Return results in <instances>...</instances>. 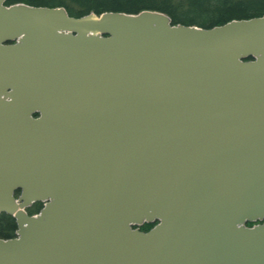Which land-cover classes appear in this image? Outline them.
I'll list each match as a JSON object with an SVG mask.
<instances>
[{"label":"water","instance_id":"water-1","mask_svg":"<svg viewBox=\"0 0 264 264\" xmlns=\"http://www.w3.org/2000/svg\"><path fill=\"white\" fill-rule=\"evenodd\" d=\"M8 1L0 94L72 97L31 122L79 130L0 123L19 226L0 264H264V13L203 27Z\"/></svg>","mask_w":264,"mask_h":264},{"label":"trees","instance_id":"trees-1","mask_svg":"<svg viewBox=\"0 0 264 264\" xmlns=\"http://www.w3.org/2000/svg\"><path fill=\"white\" fill-rule=\"evenodd\" d=\"M25 2L32 5L64 6L70 15L81 16L91 12L124 11L137 13L144 9L167 13L174 23L212 27L236 18H249L264 13V0H9V3ZM42 202L32 210L39 211ZM154 224L146 223L147 230ZM15 220L10 215H0V235L14 234Z\"/></svg>","mask_w":264,"mask_h":264},{"label":"flooded vegetation","instance_id":"flooded-vegetation-1","mask_svg":"<svg viewBox=\"0 0 264 264\" xmlns=\"http://www.w3.org/2000/svg\"><path fill=\"white\" fill-rule=\"evenodd\" d=\"M21 101L15 100V95L10 93L0 94V123L5 124L6 128L4 130H13V131H78L79 126H61L57 128L56 125L46 126L44 124H34L32 120H38L45 115H54L61 114V111H70L69 109H61L59 106L64 103L72 104L74 102L73 98H69V102L60 101L63 98L60 94H41L40 98L47 100L46 102H30L27 99V95H21ZM50 98L51 100H48ZM35 103L36 105H32ZM55 122V121H54ZM23 192V188H18L15 191V195L19 196ZM37 202H34L32 205L26 208V211L30 215L37 214L39 211L32 210V207ZM44 205V202H42ZM6 214L10 215L15 220V230L14 234L11 236H1V238H13L18 234V222L14 215L7 212H1L0 215ZM154 224V223H152ZM154 226V225H153Z\"/></svg>","mask_w":264,"mask_h":264}]
</instances>
